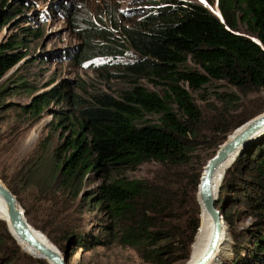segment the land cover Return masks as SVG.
<instances>
[{
    "label": "trees",
    "instance_id": "16d2710c",
    "mask_svg": "<svg viewBox=\"0 0 264 264\" xmlns=\"http://www.w3.org/2000/svg\"><path fill=\"white\" fill-rule=\"evenodd\" d=\"M204 1L148 0L151 7L139 10L129 26L109 18L118 37L93 16H80L88 12L84 4L61 7L65 21H75L70 27L83 35L82 44L64 56L76 65L95 69L96 61L125 59L129 49L139 56L114 76L128 84L119 96L100 91L85 97L64 82L25 108L35 119L52 105L61 110H49L54 120L36 147L40 151L2 180L31 225L70 263L80 250L104 245L82 231L92 211L110 221L112 241L135 250L145 264L190 260L202 224L204 168L237 129L264 114V0ZM0 7V35L25 22L11 28L16 17H7L8 0ZM38 33L22 28V35L0 42V84L32 62L23 51L27 38L42 37ZM27 87L26 81L14 86ZM9 89L0 86V110L8 107ZM152 164L159 167L152 179L127 174ZM96 178L100 185L86 193ZM219 198L234 241L228 264H264V136L227 170ZM248 219L252 224L240 226ZM2 230L0 264H49L23 253L5 223Z\"/></svg>",
    "mask_w": 264,
    "mask_h": 264
},
{
    "label": "rangeland",
    "instance_id": "374dc122",
    "mask_svg": "<svg viewBox=\"0 0 264 264\" xmlns=\"http://www.w3.org/2000/svg\"><path fill=\"white\" fill-rule=\"evenodd\" d=\"M65 1L68 3L77 1L76 4H79L76 6L77 8L80 4H84L88 12L82 11L80 16H97L103 19H93V21L108 29L107 31L113 32L116 37H118V34L113 29L114 22H110L109 18L115 19L119 26H129L139 18V10L148 9L152 5L147 2L148 0H110V2L104 0H8L11 8L8 9L7 17H11V19L16 17L10 27L12 25L11 28H13V24H19L23 20L25 22L14 27L11 32L8 30L9 26L4 28L3 33L0 35V42L7 35L16 33L22 35V28L38 29V34L42 37H29L26 39L23 52H27L28 58L32 59V62L19 70L14 78H11V76L15 70L10 72L0 84V86L10 88L9 90L12 91L9 96L7 93L5 95L4 104L8 107L5 110H0V182L4 183L2 177L13 176L20 169L21 164L30 160L34 153L39 152L40 149L36 150V147L41 140L48 136L50 123L54 120L49 110H61V107L52 105L40 118L36 119L28 115L25 108L30 106L34 96L50 89L51 87H46L52 82H55L54 86L67 82L75 87L74 92L85 97L100 91L119 96L121 92L128 89L125 80H118L114 76L122 73L125 66L139 58L134 50L129 49V54L125 59L96 61L97 67L95 69L91 67V63L78 66L71 61L70 57H64L68 54L71 55L78 45L82 44L83 38V35L79 37L70 27L75 21L66 22L62 15L56 14L61 6L65 4ZM187 1L205 4L204 0ZM1 12L0 7V14ZM11 79L16 82L11 83ZM24 81L28 82L30 87L26 89L14 88V86H20ZM142 83L154 89L147 79H143ZM78 84H84L86 92L77 89ZM215 91L216 88L211 87V92ZM195 95L201 97L203 93H195ZM206 152L202 154L209 158L205 155ZM157 171H159V167L152 164L143 166L136 171L130 170L127 174L131 178L152 179ZM94 180L95 182L86 184L84 189L86 193H92L100 185V181H97L98 178ZM88 216L90 219H87L82 231L97 235L104 245L92 248L88 252L80 250L70 264H145L135 250L112 241V232H110L109 227L111 223L107 217L102 215L99 217L97 211L88 213ZM201 222L204 223L203 209L201 210ZM252 222L253 219H248L240 226H249ZM3 223L7 225L5 220H1L0 217V232H3ZM107 227H109L108 230ZM18 241L23 253L40 257L39 253L30 249L24 242ZM221 244L216 256L211 259L209 264H220L215 260L216 257L221 264H228L231 261L234 255V241L228 232V228H226Z\"/></svg>",
    "mask_w": 264,
    "mask_h": 264
},
{
    "label": "water",
    "instance_id": "95a60500",
    "mask_svg": "<svg viewBox=\"0 0 264 264\" xmlns=\"http://www.w3.org/2000/svg\"><path fill=\"white\" fill-rule=\"evenodd\" d=\"M234 133L233 137H229L220 147L217 154L209 161L202 176L198 193V202L201 206V210L203 208L206 213L211 216L214 229L207 254L202 260L194 264L208 263L209 258H212L221 247L222 235L224 229L227 228L224 217L218 208L220 190L216 195L212 188L213 175L220 166L226 164L231 159H234L235 162L252 144L259 141L264 136V114L249 121ZM0 196L5 200L8 207V230L18 244V240L24 242L27 246L40 254V257L32 255L33 257L45 260L49 264H70L68 258L64 256L53 243H50L51 246H49L36 236V229L28 220L26 212L21 206L17 196H15L3 182L0 183Z\"/></svg>",
    "mask_w": 264,
    "mask_h": 264
},
{
    "label": "bare ground",
    "instance_id": "6f19581e",
    "mask_svg": "<svg viewBox=\"0 0 264 264\" xmlns=\"http://www.w3.org/2000/svg\"><path fill=\"white\" fill-rule=\"evenodd\" d=\"M232 137L233 136H231L230 138H232ZM233 162H234V159H231L230 161H228L226 164L220 166L215 171V173L213 175V178H212V188L214 190V194L217 195L219 193V190H220V187H221L222 182L224 180V177L226 175V172L232 166ZM223 172H224V174H223ZM222 174H223V177H222ZM221 177H222V179H221ZM0 183H2V182H0ZM203 214H204V223L201 224V227H200V229L198 231L197 240H196L197 244L195 242V244L193 245L191 258L187 262V264H194V263L202 260V258L207 254L208 249H209V245H210V242H211V237H212V233H213V229H214V223H213V220H212L211 216L209 214H207L204 209H203ZM0 217H1V219L9 222L8 207H7V204H6L5 200L1 196H0ZM200 231H201V234H200V236L198 238V235H199ZM224 231H225V229H224ZM35 234L40 240H42L43 242H45L46 244L51 246L50 245L51 241L49 239H47L46 236L43 233H41L38 230H36ZM223 236H224V233L222 235V239H223ZM222 239H221V241H222ZM216 253H215V255L213 257L216 256ZM212 258H209L207 264H209V262L211 261Z\"/></svg>",
    "mask_w": 264,
    "mask_h": 264
},
{
    "label": "clouds",
    "instance_id": "9594fccd",
    "mask_svg": "<svg viewBox=\"0 0 264 264\" xmlns=\"http://www.w3.org/2000/svg\"><path fill=\"white\" fill-rule=\"evenodd\" d=\"M104 1H106V2H110V0H104ZM76 2H77V1H74V2H72V3H68V2L65 1V4L62 5L61 7H64V8L67 7L68 9H74L77 5H79V4H76ZM75 4H76V5H75ZM81 6H82V4H80L79 7H81ZM58 11L60 12V13H58V15H61V14H62L61 8H60ZM63 17H64V16H63ZM96 17H97V16H93V19H94V20H97ZM64 20H65V17H64ZM55 86H56V85H55ZM50 87L52 88V87H54V85H52V86H50ZM51 88H50V89H51ZM48 90H49V89H48Z\"/></svg>",
    "mask_w": 264,
    "mask_h": 264
}]
</instances>
